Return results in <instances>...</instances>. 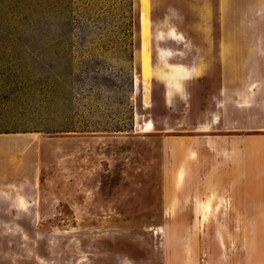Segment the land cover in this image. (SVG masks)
Here are the masks:
<instances>
[{
	"label": "rangeland",
	"instance_id": "374dc122",
	"mask_svg": "<svg viewBox=\"0 0 264 264\" xmlns=\"http://www.w3.org/2000/svg\"><path fill=\"white\" fill-rule=\"evenodd\" d=\"M219 1L0 0V264L264 258V0Z\"/></svg>",
	"mask_w": 264,
	"mask_h": 264
},
{
	"label": "crops",
	"instance_id": "0c3cea01",
	"mask_svg": "<svg viewBox=\"0 0 264 264\" xmlns=\"http://www.w3.org/2000/svg\"><path fill=\"white\" fill-rule=\"evenodd\" d=\"M182 2V1H181ZM218 3H220V1L218 0ZM175 4V3H174ZM174 4H172V5H174ZM172 5H166L165 7L167 8V7H169V6H171L172 8H173V6ZM152 6H154V3H153V1H152ZM215 7H221V4H218V6H217V4L215 5ZM138 8H139V11H140V1H139V3H138ZM140 13H141V11H140ZM171 15H173V14H170V15H167V21H170V16ZM163 21H166V19L164 18V20ZM168 33H169V30H166V31H164L163 33H162V36H167L168 37ZM244 82V81H243ZM237 92V91H236ZM264 95V89H262L261 91H255V89H252L251 90V94L250 95H248V96H250V98L248 99L249 100V102L250 101H253V102H257V103H260V102H262V101H260V96H263ZM225 98H228V96H226L225 95ZM229 98H231L232 99V101L233 102H235V103H237V99H236V96H234V97H231V96H229ZM234 107L235 108H237L236 107V105H234ZM245 112L246 113H249V114H252V113H254V111L252 110V109H250V108H245ZM237 130H239V131H249V129H237ZM246 137V143L245 144H242V145H240V146H238V145H236V149H237V147H239L240 148V151H241V154H239V155H236L234 158H231V161H230V164L228 165L229 167H232L233 165L234 166H236V165H238L239 163L240 164H242V161L244 160V155H243V152L245 151V149H247L248 148V145L247 144H249L250 142H252V137L253 136H251V135H246L245 136ZM248 141H250V142H248ZM0 151H4V150H0ZM243 209V211H245V212H248L249 211V209H248V207H243L242 208ZM264 210V209H263ZM263 221H264V219H263ZM251 264H264V258H253V262L251 263Z\"/></svg>",
	"mask_w": 264,
	"mask_h": 264
},
{
	"label": "bare ground",
	"instance_id": "6f19581e",
	"mask_svg": "<svg viewBox=\"0 0 264 264\" xmlns=\"http://www.w3.org/2000/svg\"><path fill=\"white\" fill-rule=\"evenodd\" d=\"M173 32V31H172ZM173 34V33H172ZM151 124H147L146 127H143L142 128V131L144 132H150V129H151ZM206 129V130H205ZM204 131H208V126H205V128L203 129ZM10 141V139H8ZM13 143V145L16 147L19 146V143L18 140H12L11 141ZM177 178V183L178 184H181L182 183V180L184 179V173L182 171L179 172L178 176L176 177ZM200 209L203 210L202 212V217L203 218H206L207 214H209L212 210H213V204H212V201L211 199H207L205 201H203L201 204H200Z\"/></svg>",
	"mask_w": 264,
	"mask_h": 264
},
{
	"label": "trees",
	"instance_id": "16d2710c",
	"mask_svg": "<svg viewBox=\"0 0 264 264\" xmlns=\"http://www.w3.org/2000/svg\"><path fill=\"white\" fill-rule=\"evenodd\" d=\"M133 9V8H132ZM134 15H133V10H132V16H131V21H133Z\"/></svg>",
	"mask_w": 264,
	"mask_h": 264
}]
</instances>
